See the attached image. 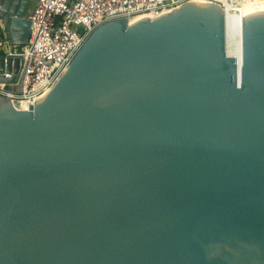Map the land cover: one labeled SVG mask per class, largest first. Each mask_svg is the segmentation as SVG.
Listing matches in <instances>:
<instances>
[{"label":"water","instance_id":"1","mask_svg":"<svg viewBox=\"0 0 264 264\" xmlns=\"http://www.w3.org/2000/svg\"><path fill=\"white\" fill-rule=\"evenodd\" d=\"M29 4L0 0L14 44ZM0 264H264V8L239 59L187 0L95 26L26 110L0 93Z\"/></svg>","mask_w":264,"mask_h":264},{"label":"built area","instance_id":"2","mask_svg":"<svg viewBox=\"0 0 264 264\" xmlns=\"http://www.w3.org/2000/svg\"><path fill=\"white\" fill-rule=\"evenodd\" d=\"M26 18L29 20V36L24 44H14L1 31L0 55L19 56L17 74L3 71L12 81H0V93L24 104L23 109L33 104L44 93L66 66L86 35L98 24L119 17L129 22L139 15L152 18L169 12L187 0H29ZM219 4L226 2L235 6L240 0H200ZM225 10V9H224ZM5 46V47H4ZM5 49H4V48ZM4 49V50H2ZM20 84V91H9L7 86Z\"/></svg>","mask_w":264,"mask_h":264},{"label":"bare ground","instance_id":"3","mask_svg":"<svg viewBox=\"0 0 264 264\" xmlns=\"http://www.w3.org/2000/svg\"><path fill=\"white\" fill-rule=\"evenodd\" d=\"M202 2L200 0H193ZM247 0H240L236 6L232 2H226L224 7L225 12V49L229 55L240 58L241 54V29H242V14L244 11L263 9L264 3L261 1L254 3H246ZM148 17V15H139L133 21ZM131 21V22H133ZM24 104H20L23 109Z\"/></svg>","mask_w":264,"mask_h":264},{"label":"rangeland","instance_id":"4","mask_svg":"<svg viewBox=\"0 0 264 264\" xmlns=\"http://www.w3.org/2000/svg\"><path fill=\"white\" fill-rule=\"evenodd\" d=\"M258 1H261V2L264 3V0H247L246 3L249 4V3H254V2H258ZM0 37L3 38V39H6V38H5V35H3L2 31H1ZM4 47H5V46H4ZM4 47H3V48H4ZM4 49H5V48H4ZM4 49H2V50H4Z\"/></svg>","mask_w":264,"mask_h":264}]
</instances>
